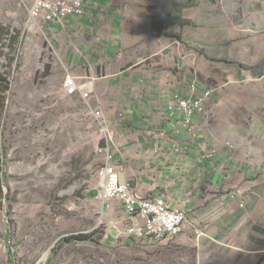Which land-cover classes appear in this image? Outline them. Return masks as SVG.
Masks as SVG:
<instances>
[{
    "label": "rangeland",
    "instance_id": "374dc122",
    "mask_svg": "<svg viewBox=\"0 0 264 264\" xmlns=\"http://www.w3.org/2000/svg\"><path fill=\"white\" fill-rule=\"evenodd\" d=\"M29 2L0 0V264H198L194 242L131 240L130 220L116 233L98 214L107 144L83 102L64 96L65 61L31 30ZM115 3L127 42L143 46L132 60L154 42L195 62L187 78L207 89L197 98L218 105L214 146L264 183V0Z\"/></svg>",
    "mask_w": 264,
    "mask_h": 264
},
{
    "label": "crops",
    "instance_id": "0c3cea01",
    "mask_svg": "<svg viewBox=\"0 0 264 264\" xmlns=\"http://www.w3.org/2000/svg\"><path fill=\"white\" fill-rule=\"evenodd\" d=\"M115 2L85 0L83 17L45 32L73 74L88 80L92 105L112 137L109 155L121 184L136 197L162 196L186 213L176 237L194 242L198 264H264V183L253 181L251 165L214 146L209 121L218 105L212 98L191 127L185 124L178 100L198 99L207 89L187 78L196 79L195 62L187 68L180 44L155 51L150 42L132 60L131 48L143 46L127 42ZM97 205L102 218L117 223L116 233L124 231L118 223L130 218L123 205ZM3 262L10 264L7 257Z\"/></svg>",
    "mask_w": 264,
    "mask_h": 264
},
{
    "label": "built area",
    "instance_id": "2783aa9c",
    "mask_svg": "<svg viewBox=\"0 0 264 264\" xmlns=\"http://www.w3.org/2000/svg\"><path fill=\"white\" fill-rule=\"evenodd\" d=\"M29 13V24L31 30L44 36L57 58L60 59L45 32L46 26L63 24L71 18H81L86 14L85 0H30L27 5ZM61 62V60H59ZM65 79L63 83V94L67 99L79 98L83 104L91 111L93 117L97 119L102 129L104 141L107 144L105 153V164L101 169L102 179L101 189L104 199L102 203L119 202L130 217L132 227L128 229L126 235L131 240H148L153 243H160L164 240L175 238L182 226L185 224L186 213L183 210L172 208L163 199H141L130 193L127 185L121 184L120 172L111 164V157L108 146L112 145V137L104 125L102 112L92 105V93L86 78L77 77L73 74L66 63L62 64ZM203 99H180L178 107L184 115V122L187 126H192L194 114L203 112Z\"/></svg>",
    "mask_w": 264,
    "mask_h": 264
},
{
    "label": "trees",
    "instance_id": "16d2710c",
    "mask_svg": "<svg viewBox=\"0 0 264 264\" xmlns=\"http://www.w3.org/2000/svg\"><path fill=\"white\" fill-rule=\"evenodd\" d=\"M0 153H1V147H0ZM2 155V154H1ZM1 155H0V166H1ZM2 173V170L0 169V174ZM1 180H0V186H1Z\"/></svg>",
    "mask_w": 264,
    "mask_h": 264
},
{
    "label": "bare ground",
    "instance_id": "6f19581e",
    "mask_svg": "<svg viewBox=\"0 0 264 264\" xmlns=\"http://www.w3.org/2000/svg\"><path fill=\"white\" fill-rule=\"evenodd\" d=\"M68 20H69V19H68ZM66 21H67V20H66ZM66 21H65V22H66ZM69 28H70V27H69ZM62 29H63V28H62ZM65 29H66V28H65ZM49 31H50V30H49Z\"/></svg>",
    "mask_w": 264,
    "mask_h": 264
}]
</instances>
